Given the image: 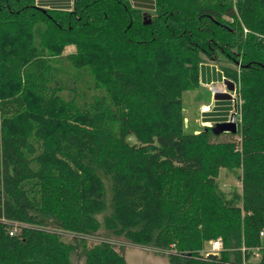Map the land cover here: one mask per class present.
I'll return each mask as SVG.
<instances>
[{
  "label": "trees",
  "instance_id": "obj_1",
  "mask_svg": "<svg viewBox=\"0 0 264 264\" xmlns=\"http://www.w3.org/2000/svg\"><path fill=\"white\" fill-rule=\"evenodd\" d=\"M144 8L0 0V264H72L73 252L84 264H126L122 246L74 244L42 227L103 228L167 248L169 264H264V0ZM204 61L238 82L232 140L184 130L182 95L199 88ZM222 168L239 171L229 197L217 188ZM102 178L110 212L100 220ZM216 239L218 255L204 257Z\"/></svg>",
  "mask_w": 264,
  "mask_h": 264
},
{
  "label": "rangeland",
  "instance_id": "obj_2",
  "mask_svg": "<svg viewBox=\"0 0 264 264\" xmlns=\"http://www.w3.org/2000/svg\"><path fill=\"white\" fill-rule=\"evenodd\" d=\"M151 2H152V0H148L149 5L151 4ZM72 3H73V0H70V8L72 6ZM36 4L37 3L35 0V5ZM147 7L148 6H145L143 11L146 13H151L152 10H149ZM39 8H41V7H39ZM42 9H44V8L42 7ZM45 9H48V8H45ZM71 51H73V47L70 46V47H66L64 49L63 53H68ZM220 60L223 61L221 58H220ZM210 64H215V63L212 61H204L202 65H210ZM237 67L239 68V64ZM198 89L194 90L193 92H186L182 95V105H183V108H185L183 125H184V130L186 132L192 131L193 119H191V117H192V113L194 111H196L195 105H197L199 103V102H197L199 100H196V98L199 96V99L201 101L205 100V102L206 101L208 102L207 92L204 91L203 89H199V90ZM196 119H198V118H196ZM210 125H212V124H210ZM201 129L202 128H200V130ZM233 138H235V137H233ZM213 140L215 142H220V141L222 142V141L232 140V137L230 135H228L227 133H223V134L221 133L218 137H215V139H213ZM129 142L134 143L133 137L129 138ZM238 175H239V171H237V170H226L223 168L220 169L219 174L216 177V183H217L218 190L220 192H222L227 197H229L230 193L233 190L236 192H239L240 191V182L238 179ZM102 179H103L104 187H105V199L107 202V206H106L104 213L98 215L100 220L104 214H108L110 212L109 182L106 178H102ZM17 230L19 231V229H17ZM42 230H44L45 232H48V233L58 234L63 241L74 243V244L79 242L81 238L83 241L87 242L88 245H90L92 243H98L100 241H104V239L108 240V242L110 241L111 243L115 244L116 246H119V247L122 246L124 248V256H125L126 264H169L168 259H167V254H168L167 252L169 250L167 248L166 249H159V248L153 247L151 244H132V243L126 242V241L124 242L120 239H115V238H110V237L107 238V236H105V234H104L103 228H100L94 234L83 235V236L78 235L76 233L68 232L65 230L63 231V230H59V229H54L51 227H42ZM261 238H262V242L264 244V234L261 236ZM207 247H208V244L200 253L203 254L205 249L207 250ZM250 261H251V263L254 264L256 262V256L254 258L250 259ZM71 262H72V264H84V258L80 254H78L77 252H73L71 255Z\"/></svg>",
  "mask_w": 264,
  "mask_h": 264
},
{
  "label": "crops",
  "instance_id": "obj_3",
  "mask_svg": "<svg viewBox=\"0 0 264 264\" xmlns=\"http://www.w3.org/2000/svg\"><path fill=\"white\" fill-rule=\"evenodd\" d=\"M134 5L138 6H148V0H132ZM36 5L38 7L49 8V9H61L70 8V0H36ZM199 89H203L207 92L208 102L205 100L201 101L199 96L196 100H199L197 105H195L196 111L192 113L191 119H193L192 131L198 133L200 128L212 127L217 123H223L227 121L229 112L231 110L230 100L218 99L214 100V96L211 95L207 86L214 84L215 86L221 88V81L223 79L222 74L218 70L215 64L201 65L199 69ZM198 89V90H199ZM193 92V91H191ZM196 92V91H195ZM203 108V109H202ZM185 108H183V115ZM198 118V119H196ZM212 124V125H210ZM206 125V126H205Z\"/></svg>",
  "mask_w": 264,
  "mask_h": 264
},
{
  "label": "built area",
  "instance_id": "obj_4",
  "mask_svg": "<svg viewBox=\"0 0 264 264\" xmlns=\"http://www.w3.org/2000/svg\"><path fill=\"white\" fill-rule=\"evenodd\" d=\"M243 32L246 33V30L243 29ZM224 79V78H223ZM223 79L221 81V88L215 86L214 84H210L207 86V89L211 93L212 96H214L217 93H228L230 96V103H231V110L229 112L228 118H227V123L234 124L236 127V124L240 122V100H239V95H238V82H232L233 84V90L228 91L226 86L223 84ZM18 227L16 224L13 225L12 228L8 230V235L12 236L17 232ZM262 235V233H260ZM221 250V241L220 239L213 240L209 243L207 250L203 252L204 257H208L210 255H217L218 252ZM168 251L167 253H169Z\"/></svg>",
  "mask_w": 264,
  "mask_h": 264
},
{
  "label": "water",
  "instance_id": "obj_5",
  "mask_svg": "<svg viewBox=\"0 0 264 264\" xmlns=\"http://www.w3.org/2000/svg\"><path fill=\"white\" fill-rule=\"evenodd\" d=\"M145 13H143V19H145ZM144 24H147L148 22H143ZM223 84L226 86L228 91H232L233 90V84L231 81L224 79L223 80ZM214 100H218V99H225L228 100L230 99L229 95L227 93H217L214 95ZM212 131L215 134H221V133H235L236 131V127L234 124L231 123H227V122H223V123H217L214 126H212ZM216 257V255H210L207 258H214Z\"/></svg>",
  "mask_w": 264,
  "mask_h": 264
}]
</instances>
